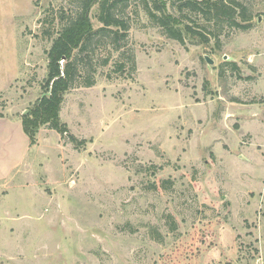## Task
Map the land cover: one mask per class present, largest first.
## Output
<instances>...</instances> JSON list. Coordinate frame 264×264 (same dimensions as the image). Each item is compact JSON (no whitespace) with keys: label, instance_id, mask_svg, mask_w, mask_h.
<instances>
[{"label":"rangeland","instance_id":"rangeland-1","mask_svg":"<svg viewBox=\"0 0 264 264\" xmlns=\"http://www.w3.org/2000/svg\"><path fill=\"white\" fill-rule=\"evenodd\" d=\"M236 2L245 30L168 7L203 44L167 39L139 0L114 9L127 39L77 59L67 133H13L15 162L0 144V264H264V0ZM74 5L0 0V61L13 52L17 71L0 116L21 124L41 97Z\"/></svg>","mask_w":264,"mask_h":264},{"label":"trees","instance_id":"trees-1","mask_svg":"<svg viewBox=\"0 0 264 264\" xmlns=\"http://www.w3.org/2000/svg\"><path fill=\"white\" fill-rule=\"evenodd\" d=\"M130 0H72L74 15L67 18L66 23L56 32L51 47L47 52V78L43 85V94L35 102L29 113L23 116L21 127L24 135L33 146L36 134L41 127H48L60 135L67 133L61 123L59 113L63 101V95L71 89L78 76L77 59L87 57L93 41L101 40L114 51L123 47L127 39L129 26L126 21L114 14L118 6L125 7ZM149 20L157 25L163 35L180 45L185 44V39H204L201 43H207L201 32L196 31L195 25L183 22L179 17L171 14L168 7L196 14L205 23L216 25L227 23L228 27L247 29L238 20L237 13L240 5L236 0H139ZM179 3L178 6L176 4ZM97 6V21L100 27L94 29L90 21V11ZM73 13V12H72ZM241 14V13H240ZM61 19H65L64 16ZM64 58L62 68L60 61ZM83 59V58H80ZM105 63H107L105 61ZM133 59L131 60V64ZM117 68H120L117 67ZM89 77V76H88ZM84 83L85 87H92L93 82ZM70 141L77 144L70 136Z\"/></svg>","mask_w":264,"mask_h":264},{"label":"crops","instance_id":"crops-1","mask_svg":"<svg viewBox=\"0 0 264 264\" xmlns=\"http://www.w3.org/2000/svg\"><path fill=\"white\" fill-rule=\"evenodd\" d=\"M1 54V53H0ZM4 54V53H3ZM6 56H10L9 61L6 62L0 61V78L1 76L4 77V80L0 82V95L3 91L10 86L12 81L15 79L13 77L14 73H17L16 70H10L13 66V52L11 54H5ZM4 55V56H5ZM7 77V78H6ZM19 130L22 131L21 124L13 119L5 118L0 116V144L7 149L8 156L12 157V161L15 162L16 160L20 159L22 153L18 150L19 146L16 145L15 140H13L12 135L13 133L18 134ZM23 132V131H22ZM17 164V163H16ZM15 165V164H14ZM14 167V166H12Z\"/></svg>","mask_w":264,"mask_h":264},{"label":"water","instance_id":"water-1","mask_svg":"<svg viewBox=\"0 0 264 264\" xmlns=\"http://www.w3.org/2000/svg\"><path fill=\"white\" fill-rule=\"evenodd\" d=\"M205 60H206L207 64H209V65L212 64V62L208 58H205ZM63 61H64V58L60 61L61 68H62Z\"/></svg>","mask_w":264,"mask_h":264}]
</instances>
